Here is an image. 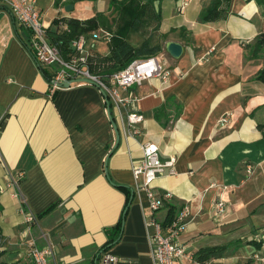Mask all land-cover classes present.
Masks as SVG:
<instances>
[{
    "label": "crops",
    "instance_id": "obj_1",
    "mask_svg": "<svg viewBox=\"0 0 264 264\" xmlns=\"http://www.w3.org/2000/svg\"><path fill=\"white\" fill-rule=\"evenodd\" d=\"M218 1V16L207 21L200 15L212 0H191L183 9L181 0L155 4L161 20L153 37L160 43L152 49L159 47L170 74L121 91L133 96L132 107L110 104L116 146L100 91L87 83L51 90L29 32L0 2V264H32L30 242L50 246L55 264H103L106 254L118 264H153L154 227L146 228L145 218L164 227L171 207L174 215L183 208L189 214L176 264H194L212 248L222 254L205 264H264V84L257 80L264 70V43L257 41L264 2ZM109 2L36 0L47 29L56 19H113ZM144 30L151 28L130 34L132 48L148 42ZM86 40L87 67L107 76L91 59L110 56V42ZM169 41L183 47L180 59L166 53ZM130 111L142 117L136 134ZM149 142L161 162L175 160V174L165 170L153 183L156 195H170L154 213L142 177L132 172ZM27 212L35 222L25 221Z\"/></svg>",
    "mask_w": 264,
    "mask_h": 264
},
{
    "label": "built area",
    "instance_id": "obj_2",
    "mask_svg": "<svg viewBox=\"0 0 264 264\" xmlns=\"http://www.w3.org/2000/svg\"><path fill=\"white\" fill-rule=\"evenodd\" d=\"M191 0H181L180 9L186 7ZM12 13L17 23L30 34V49L33 59L41 68L49 69L51 76L49 84L51 90L59 89L58 84L68 83L84 84L83 81H90L97 85L107 96L109 104L119 108H130L135 99L131 94L126 98L121 96V91H129L134 86H140L153 79L165 80L169 77L170 69L164 66V62L159 56H152L142 59H135L124 69L107 76H99L92 73L86 65L85 46L86 38L80 37L72 42L71 47L75 55L70 60H65L55 46L48 43L47 28L43 23V15L37 7L36 0H0ZM93 41L110 42L111 35L106 31L99 30L92 33ZM225 122V119L222 120ZM142 122V117L134 111L128 114V123L133 134L138 133L136 126ZM142 159L133 167L132 172L137 179L142 177L143 181L140 189L145 192L148 209L151 213L159 210L163 206L164 199L170 198L166 193L158 196L153 191L155 179L161 176L165 170L168 174L174 175V158L161 162L158 156V147L154 143H145L141 146ZM252 167L247 166L246 173L251 174ZM22 174H19L21 177ZM214 208L218 213L224 210V203L218 201ZM186 208L181 209L174 215L172 222L166 227H162L149 216L145 218L147 227H154V233L149 234L151 245V256L153 264H176L175 260L183 255V249L178 246L177 238L183 232L188 217ZM27 223L35 222L32 213L25 214ZM28 256L32 264H55L52 249L50 246L42 249L38 248L34 242L28 244ZM103 264H118V258L106 254L103 257ZM194 264H199L195 262Z\"/></svg>",
    "mask_w": 264,
    "mask_h": 264
},
{
    "label": "trees",
    "instance_id": "obj_3",
    "mask_svg": "<svg viewBox=\"0 0 264 264\" xmlns=\"http://www.w3.org/2000/svg\"><path fill=\"white\" fill-rule=\"evenodd\" d=\"M160 1L162 0H110L109 10L117 13V16L113 19H108L103 14H97L86 20L74 18L56 19L52 23L55 29L49 28L46 32L48 43L55 46L60 55L68 61L75 55V51L71 47L72 42L78 40L80 37L88 39L89 35L99 30L110 33L112 35L110 39V56H96L91 59V66L95 71L110 75L124 69L137 58L156 56L155 54L160 51L159 47H155V49L147 48L148 42L146 40L136 49L127 43L130 34L139 32L143 28L154 25L152 30L154 32L158 31L161 15L159 7L155 6V4ZM218 2V0H212L211 6L201 13L200 19L202 21L215 19L218 16V12L216 11ZM261 2H264V0ZM113 27H115L114 31ZM159 38L164 39L165 37L160 36ZM257 41L259 44L264 43V33L259 35ZM40 71L49 83L51 71L41 67ZM257 80L264 84V70L258 73ZM259 128L264 137V127L259 126ZM173 215L174 210L171 207L163 223L164 227L172 222ZM120 226V223H118L112 230L117 232L120 230ZM111 242L112 239L109 238L107 245ZM221 254L222 249L220 248L205 249L198 253L197 262L205 264L206 260L219 258Z\"/></svg>",
    "mask_w": 264,
    "mask_h": 264
},
{
    "label": "water",
    "instance_id": "obj_4",
    "mask_svg": "<svg viewBox=\"0 0 264 264\" xmlns=\"http://www.w3.org/2000/svg\"><path fill=\"white\" fill-rule=\"evenodd\" d=\"M71 6H69L68 8L66 7L65 11H70L71 10ZM165 51L166 53L173 59V60H178L180 59V57L182 56V53H183V47L178 44V43H175V42H167L165 44ZM87 84H90V85H93L95 86L97 89V85H95L94 83L90 82V81H83ZM58 87L60 88H68L69 87V84L68 83H62V84H58ZM99 90V89H98ZM103 99H104V103L106 105V110H107V115H108V119L113 127V130L115 132V135H116V142H115V146L116 144L118 143L119 141V134L117 132V129L115 127V124L113 122V118L111 117V113H110V104L108 102V99H107V96L105 95V93L102 91V90H99Z\"/></svg>",
    "mask_w": 264,
    "mask_h": 264
},
{
    "label": "rangeland",
    "instance_id": "obj_5",
    "mask_svg": "<svg viewBox=\"0 0 264 264\" xmlns=\"http://www.w3.org/2000/svg\"><path fill=\"white\" fill-rule=\"evenodd\" d=\"M154 25H151V30H144L145 32H141L142 33V35L144 36V37H147L148 35H149V38L147 37V39H148V45H147V48H150V49H152V47L154 46V45H156L157 43L159 44L160 42L157 40H155L154 39V31L152 30V27H153ZM156 56H158V53L157 54H155Z\"/></svg>",
    "mask_w": 264,
    "mask_h": 264
}]
</instances>
